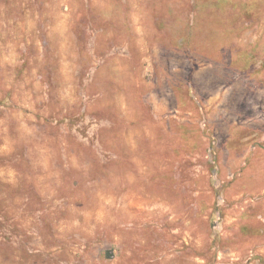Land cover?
Instances as JSON below:
<instances>
[{
    "label": "rangeland",
    "instance_id": "374dc122",
    "mask_svg": "<svg viewBox=\"0 0 264 264\" xmlns=\"http://www.w3.org/2000/svg\"><path fill=\"white\" fill-rule=\"evenodd\" d=\"M0 264H264V0H0Z\"/></svg>",
    "mask_w": 264,
    "mask_h": 264
}]
</instances>
